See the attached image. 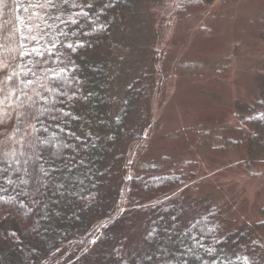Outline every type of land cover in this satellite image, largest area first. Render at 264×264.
Masks as SVG:
<instances>
[{
    "label": "trees",
    "instance_id": "16d2710c",
    "mask_svg": "<svg viewBox=\"0 0 264 264\" xmlns=\"http://www.w3.org/2000/svg\"><path fill=\"white\" fill-rule=\"evenodd\" d=\"M163 2L178 14L203 0ZM145 3L75 0L79 6L73 7V0H0V62L19 73V80L33 81L23 89L27 95H13L12 106L2 108L8 115L0 124V264H264V244L254 226L230 227L213 199L192 197V163L179 157L188 144H198L195 137L205 132L201 124L185 127L188 136L167 135H180L172 138L175 162L163 147L155 155L148 150L154 122L143 99L155 81L148 74L151 48L139 44L142 38L134 44L126 38L142 30ZM78 43L84 46L75 52L64 47ZM25 51L29 55L22 56ZM144 51L145 60L130 66ZM39 59L60 74L59 81L47 79L52 73L40 71L34 63ZM29 68L36 74L25 77ZM36 92L50 102L41 109L43 123L32 121L47 131L35 135L54 139L32 147L27 142L33 137L26 135L31 128L16 116L27 110L19 105L28 96L37 99ZM44 109L60 118L51 120ZM251 125L233 129L238 139L218 135L236 147L247 144L248 159L258 157L264 153V108ZM199 145L206 146V139Z\"/></svg>",
    "mask_w": 264,
    "mask_h": 264
},
{
    "label": "rangeland",
    "instance_id": "374dc122",
    "mask_svg": "<svg viewBox=\"0 0 264 264\" xmlns=\"http://www.w3.org/2000/svg\"><path fill=\"white\" fill-rule=\"evenodd\" d=\"M163 1L146 0L142 30L126 37L133 44L142 38L139 44L147 42L153 52L146 57L154 87L143 99L154 122L148 150L155 155L163 147L173 159L172 138L201 124L198 144H188L179 157L192 163V197L213 199L225 223L254 226L264 244V153L248 159L247 144L236 147L218 135L238 139L233 129L252 128V117L263 112L264 0H203L178 14ZM144 53L135 54L130 66L139 65ZM172 132L180 135L168 139ZM204 138L206 146H200Z\"/></svg>",
    "mask_w": 264,
    "mask_h": 264
},
{
    "label": "snow or ice",
    "instance_id": "6c2138e0",
    "mask_svg": "<svg viewBox=\"0 0 264 264\" xmlns=\"http://www.w3.org/2000/svg\"><path fill=\"white\" fill-rule=\"evenodd\" d=\"M47 2L49 4L52 3V0H47ZM64 3H68V0H63ZM73 7H78L79 5L75 4V0H73ZM91 4L86 5V7H91ZM108 6V5H106ZM80 15H84L87 16V13H80ZM73 23H75L76 21H72ZM33 39H35V37H33ZM83 43H78L75 46L73 44H66L64 45V47L71 49L73 52L76 51L77 48L79 47H83ZM52 48H55L56 45L55 43L52 44L51 46ZM32 53H34L35 55L39 56V57H44L45 53L40 51L39 48H33L31 50ZM22 56L25 55H29V53L27 51L23 52L21 54ZM48 56H55L56 54L52 51H48L47 52ZM62 62V61H61ZM35 65H39L40 67V71L41 72H48V73H52V75L47 76L48 80L51 81H59V77L60 74L54 72L53 69L48 68L45 69L43 68L44 64H47L48 61L46 59H39L36 60ZM8 69V65L6 62H0V74H3V78L0 79V85H3V87H0V93H6V95H4L3 97H0V124H6V119L5 116L8 115L6 114L2 108L4 106L7 107H11V98L13 95H16L17 100L19 99V95H17V93H22L24 95H27L26 92L23 91V89L28 88L30 85L33 84L32 80H19V76L20 74L17 73L15 70H13L11 73H9L7 71ZM63 71V69L61 70ZM29 73H31L32 75H35V71L32 68L27 69V71L23 72V75L25 77H27L29 75ZM14 78L16 81H19L18 83L14 82ZM11 83V87H9V84ZM41 87L44 88L45 91L50 92V93H55L57 90L56 88L52 87L50 84L49 85H44L41 84ZM60 95H68L67 92H63V93H59ZM74 95V94H73ZM36 96L37 99L33 100L31 96H28V101H31V103H29L28 101L25 102V104H21L19 105V107H25L27 110L23 111V112H18L17 113V120H21L23 124L25 125V128H31V132L26 133V135L33 137V139L29 140L27 143L29 146L35 147L37 143H40L41 145H46V144H53V139L54 138H49V139H44L42 140L39 136H36L35 133L43 130V131H47V128H43V129H37L35 123H32V121H36L39 123H43V121L40 120V117L43 115V111H41V109L43 108V106L47 103H49V98L44 96L42 93L40 92H36ZM71 98V97H69ZM45 111H47L49 113V118L51 120H58L60 117L56 116V115H51L52 113V109H44ZM62 116H66L68 115V113H61ZM15 131L19 132L21 131V129L16 128ZM3 133H0V135H2ZM16 142H20V141H16ZM57 146V145H54ZM58 148L60 146H57ZM62 147H68V145H62ZM5 156L8 155V153L4 154ZM82 163V161H81ZM57 169L53 168L52 171H56ZM40 171L41 173H43V175L47 176L49 175V172L47 170L44 169V167L41 165L40 166ZM69 171H71V168H69ZM211 251V250H209ZM147 259H151V257H147ZM166 264V262H165Z\"/></svg>",
    "mask_w": 264,
    "mask_h": 264
}]
</instances>
